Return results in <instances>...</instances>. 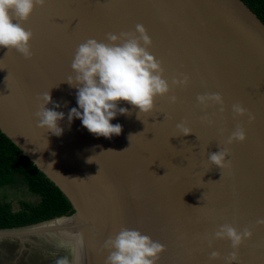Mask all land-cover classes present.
Returning <instances> with one entry per match:
<instances>
[{"label": "water", "instance_id": "95a60500", "mask_svg": "<svg viewBox=\"0 0 264 264\" xmlns=\"http://www.w3.org/2000/svg\"><path fill=\"white\" fill-rule=\"evenodd\" d=\"M137 24L152 40L148 51L162 64L169 94L139 119L138 109L121 102L129 114L111 121L122 132L110 139L91 134L79 119L69 124L77 89L65 80L74 75L78 45L89 38L107 43L108 33L134 32ZM22 26L33 33L31 59L0 47V131L74 212L0 229V239L55 236L49 223L75 220L90 264H105L104 243L122 228L165 246L157 264H227L231 241L214 233L231 224L253 233L233 264H264V225L256 223L264 218V22L243 0H46ZM181 74L188 85L173 86ZM47 91L61 105L55 110L65 113L60 136L37 127V96ZM205 93L222 95L223 113L218 105L198 104ZM235 103L255 120L234 118ZM205 115L214 123L202 122ZM180 122L192 133L181 135ZM238 124L245 142L226 144ZM225 147L231 165L220 169L208 157ZM213 251L220 253L216 260L209 258Z\"/></svg>", "mask_w": 264, "mask_h": 264}, {"label": "clouds", "instance_id": "9594fccd", "mask_svg": "<svg viewBox=\"0 0 264 264\" xmlns=\"http://www.w3.org/2000/svg\"><path fill=\"white\" fill-rule=\"evenodd\" d=\"M45 3L46 0H0V47L15 49L25 59H31L33 53L30 41L33 33L26 30L22 22L29 19L36 6L43 7ZM106 40L107 43L89 38L79 44L71 63L74 75L68 76L65 81L77 89L78 107H73L68 112L69 124L74 118L79 119L91 134L110 139L122 132V125L112 124L111 121L118 114H129L128 108L119 107L121 102L138 109L139 119L140 113L146 114L154 109L157 97L169 94L170 85L163 78L161 62L148 51L152 40L142 24H137L134 32H121L119 35L108 33ZM188 83L189 77L184 74L172 80V85L177 87H186ZM196 99L199 105H218L219 112H224V100L219 93H205L198 95ZM37 101V127L46 129L55 136L62 135L63 129L59 124L65 119V113L55 110L61 105L52 100L50 91L38 95ZM169 101L176 103L177 97L172 95ZM49 104H53V108H48ZM232 112L234 118L247 115L250 122L255 120V115L240 103L232 105ZM201 119L208 124L214 123L208 115ZM176 127L181 135L192 133L184 122L178 123ZM246 138L245 129L238 124L228 136L226 144L243 143ZM126 150L127 148L123 151ZM229 155L230 149L225 147L211 153L208 159L212 165L223 169L231 165V161L227 159ZM88 162H92L91 158ZM256 223L264 225V218L258 219ZM252 235L247 227L238 231L231 224L219 226L214 238L231 241L233 249L225 257L227 264L238 261L239 248ZM104 247L109 252L105 264H157L160 255L165 251V246L159 241H154L139 230L128 228H122L114 238H108ZM219 257L220 253L213 251L209 258L216 260ZM57 264H68V261L60 259Z\"/></svg>", "mask_w": 264, "mask_h": 264}, {"label": "trees", "instance_id": "16d2710c", "mask_svg": "<svg viewBox=\"0 0 264 264\" xmlns=\"http://www.w3.org/2000/svg\"><path fill=\"white\" fill-rule=\"evenodd\" d=\"M243 1L264 22V0ZM16 175L21 176L30 192L39 196V201H21L17 211L8 202L0 203V229L22 228L73 214L64 194L0 131V186L13 183Z\"/></svg>", "mask_w": 264, "mask_h": 264}, {"label": "rangeland", "instance_id": "374dc122", "mask_svg": "<svg viewBox=\"0 0 264 264\" xmlns=\"http://www.w3.org/2000/svg\"><path fill=\"white\" fill-rule=\"evenodd\" d=\"M13 179V183L0 186V203L8 202L17 211L21 201L31 204L39 201V196L29 191L21 176ZM60 259L74 264L73 249L53 234L0 239V264H57Z\"/></svg>", "mask_w": 264, "mask_h": 264}, {"label": "bare ground", "instance_id": "6f19581e", "mask_svg": "<svg viewBox=\"0 0 264 264\" xmlns=\"http://www.w3.org/2000/svg\"><path fill=\"white\" fill-rule=\"evenodd\" d=\"M76 221H71L67 225L62 222L49 223L46 229L51 230L57 237L67 242L73 249L75 264H90L87 259V249L82 243V234L79 227L76 228ZM78 229V230H77Z\"/></svg>", "mask_w": 264, "mask_h": 264}]
</instances>
